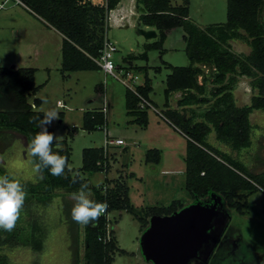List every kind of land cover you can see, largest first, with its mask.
<instances>
[{"label":"rangeland","instance_id":"1","mask_svg":"<svg viewBox=\"0 0 264 264\" xmlns=\"http://www.w3.org/2000/svg\"><path fill=\"white\" fill-rule=\"evenodd\" d=\"M120 5L126 9L123 17L118 13L122 8L118 12L112 10L106 32L118 47L114 59L119 78L107 75L103 69L63 73V35L46 26L16 0H10L0 9V67L36 70L38 89L30 102L38 98L42 101L39 111L45 113L53 108L58 111L59 120H53L47 128L54 131L57 141L71 145V169L83 166L85 148H106L108 138L125 141L123 145L109 146V152H115L117 157L109 173H82L95 187L102 186L108 177L119 179L123 175L130 202L136 209L137 215L116 210L108 216L109 228L115 231L119 247L126 251L117 253L113 264H264V191L248 198L247 213L242 215L230 208L221 194L201 198L186 190L188 137L171 124L166 105L168 102L170 107H177L181 93L166 97L171 73L168 65L192 63L186 52L184 28L176 26L167 31L161 48H148L160 39L159 30L143 23V11L138 9L137 0H122ZM227 5V0H190L189 16L203 28L226 23ZM154 32L157 36L150 37ZM231 42L237 53L248 45L240 40ZM127 72L137 78L131 79ZM146 80L153 87L150 93L153 107H149V122L143 127L137 116L129 113L126 94L144 85ZM241 80L243 88L236 91L239 101L253 94L244 89L251 81L249 77ZM205 107L196 108L202 111ZM99 110L105 111L106 124L92 131L85 129V113ZM250 118L255 126L253 145L238 153L243 152L240 158L255 173H263L264 110H255ZM210 141L228 151L226 145L218 144L215 134L210 136ZM153 150H159L158 162L154 161L157 155ZM233 156L237 158L234 153ZM36 165L22 135L15 133L6 147L0 142V166L15 179L37 182L41 172L36 171ZM86 194L93 198L92 191ZM72 196L58 190L48 204L34 207V215L45 231L42 251L2 246L0 255H6L9 264H85V224L77 225L72 219L75 204ZM176 200L183 205L174 213L146 217L149 207L169 206ZM143 218L147 223L144 224ZM194 240L195 253L187 246V241Z\"/></svg>","mask_w":264,"mask_h":264},{"label":"trees","instance_id":"2","mask_svg":"<svg viewBox=\"0 0 264 264\" xmlns=\"http://www.w3.org/2000/svg\"><path fill=\"white\" fill-rule=\"evenodd\" d=\"M20 1L34 16L63 35V73L101 69L95 59L100 56L104 45L109 14L121 0H105V3L91 0ZM227 2V22L204 28L189 16L190 0H137V7L143 11V23L160 32V39L149 44L148 48H161L167 31L173 27L182 26L185 30L186 52L192 63L189 66L168 65L171 73L166 86L168 99L174 92H182L178 102L181 109L171 108L168 102L166 105L171 124L188 137L186 190L201 198L221 194L230 208L245 215L248 198L264 191V172L255 173L240 158L243 152L238 153L253 145L255 126L251 114L255 110H264V0ZM232 40L247 43L251 51H233ZM35 73L34 68L0 67V142L4 147L11 144L15 133L22 135L30 145L35 135L43 131L40 122L44 112L37 109L42 101L37 98L34 103L30 102L31 95L38 89ZM241 76L251 79L254 91L251 103L244 105L237 104L234 94ZM136 88V92L127 91L126 106L129 113L136 115V120L147 127L149 106L141 107V98L153 104L150 98L153 87L146 80L144 85ZM201 106L207 107L199 111ZM106 122L107 115L103 110L88 111L84 115V128L89 131ZM47 131L54 134L50 128ZM212 134L218 144L227 146L228 151L210 143ZM51 148L66 158L60 176H53L47 168H41L37 182H20L0 166V176L14 178L26 192L14 227L0 229V247H32L42 251L45 231L34 215V207L48 204L58 190L74 194L82 184H87L85 193L92 191L91 200L104 204L106 212L85 224V264H113L116 254L126 251L119 247L115 231L109 228L111 220L108 216L116 210L137 215L136 209L130 202L123 175L119 179L108 177L102 186L95 187L82 173H109L112 162L117 159L115 152L110 153L104 147L85 148L83 166L75 170L70 168L72 147L67 141L55 138ZM153 152L157 155L154 161L158 162L159 150ZM33 159L39 163L37 157ZM182 205V201L176 200L169 206L149 207L146 217L172 214ZM147 221L143 218L144 224ZM0 264H9L6 255H0Z\"/></svg>","mask_w":264,"mask_h":264},{"label":"clouds","instance_id":"3","mask_svg":"<svg viewBox=\"0 0 264 264\" xmlns=\"http://www.w3.org/2000/svg\"><path fill=\"white\" fill-rule=\"evenodd\" d=\"M44 102L47 103L46 100ZM53 120H59V114L55 108L44 113L40 122L43 131L35 135L29 148L31 155L37 157L39 161L36 171L47 168L51 175L60 176L64 172L66 158L52 151L51 145L55 136L47 131V126L51 125ZM85 189H88V185L82 184L80 190L72 196L75 204L71 210V216L74 221L81 224L96 220L105 210L104 204L88 198ZM25 198L26 192L17 180L0 176V229L11 230L14 227Z\"/></svg>","mask_w":264,"mask_h":264},{"label":"built area","instance_id":"4","mask_svg":"<svg viewBox=\"0 0 264 264\" xmlns=\"http://www.w3.org/2000/svg\"><path fill=\"white\" fill-rule=\"evenodd\" d=\"M9 1L10 0H5L3 3H0V9H4L6 3H8ZM16 1L18 3H21L20 0H16ZM91 1L94 3H105V0H91ZM176 1H180V0H176ZM117 51H118L117 44L115 42H113L106 35L105 40H104V45H103V48L101 50V54L98 58L95 59V61L99 64L101 69H103L107 75H112V76H116V77H118V75L116 74V69L118 67H117L116 61L114 59V55ZM127 73L131 79L137 78V76L134 75L133 73H130V72H127ZM136 90L137 89L135 88L132 91L136 92ZM145 106L153 107V104H151V102L148 101L146 98L142 97L141 98V107H145ZM155 110H157V109L155 108ZM123 144H125V141L121 138H118L116 140L108 138L106 141V146H107L106 149L109 150V146H112V145H123ZM105 212H106V208H105L103 213H105Z\"/></svg>","mask_w":264,"mask_h":264},{"label":"crops","instance_id":"5","mask_svg":"<svg viewBox=\"0 0 264 264\" xmlns=\"http://www.w3.org/2000/svg\"><path fill=\"white\" fill-rule=\"evenodd\" d=\"M122 1V0H121ZM121 3V2H120ZM120 3H119V5H120ZM118 5V7L115 9V10H113V11H116V12H118L119 11V9H121L122 8V5H120L119 6ZM124 10H126L125 8H122V10L121 11H119L118 13H120V17H123V15H124ZM112 11V12H113ZM111 12V13H112ZM111 19H112V16H111ZM40 20V19H39ZM41 21V20H40ZM42 23H44L43 21H41ZM45 24V23H44ZM46 25V24H45ZM47 26V25H46ZM49 27V26H48ZM231 44H234L233 42H231ZM245 43H243V45H244ZM238 45V44H237ZM234 45H232V47H233ZM246 47H242V49L239 51V53H241V52H244V53H249L250 51H251V48H250V46L249 45H245ZM236 50V49H235ZM241 77H247V76H241ZM241 77H240V80H241ZM250 79V78H249ZM239 80V82H238V84H237V86H236V88H235V90H234V94H235V98H236V100L238 101V102H241V103H245V104H247V103H251V99H252V97H251V94H249V97L247 98V100H242L241 98V100L242 101H239L238 100V95L236 94V91L239 89L240 90V88H243V83H242V80L240 81ZM251 80V79H250ZM247 83H249L248 85H247V87H244V89L247 91V93H252L253 92V94H252V96L254 95V91H253V88H252V86H251V81H249V82H247ZM245 90H243L244 92H245ZM179 99L181 98V96H182V92L181 93H179ZM241 103H239L238 105H244V104H241ZM171 108H173V109H181V107H179V105L177 106V107H171ZM175 128V127H174ZM176 129V128H175Z\"/></svg>","mask_w":264,"mask_h":264},{"label":"water","instance_id":"6","mask_svg":"<svg viewBox=\"0 0 264 264\" xmlns=\"http://www.w3.org/2000/svg\"><path fill=\"white\" fill-rule=\"evenodd\" d=\"M157 36V33L154 32L151 34L150 37H156ZM194 244H196V241H187V246L195 253V247H194Z\"/></svg>","mask_w":264,"mask_h":264}]
</instances>
